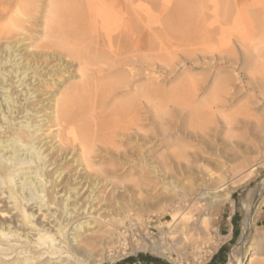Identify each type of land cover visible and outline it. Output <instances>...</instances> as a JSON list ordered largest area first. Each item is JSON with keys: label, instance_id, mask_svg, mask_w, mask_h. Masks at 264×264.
Here are the masks:
<instances>
[{"label": "bare ground", "instance_id": "1", "mask_svg": "<svg viewBox=\"0 0 264 264\" xmlns=\"http://www.w3.org/2000/svg\"><path fill=\"white\" fill-rule=\"evenodd\" d=\"M67 6H74L78 15L83 6L93 31L101 28L107 32L109 47H113L114 31L133 34L128 23H125L126 28H119L120 21L128 19L125 0H0V264H106L126 254L131 245L137 252L147 250L161 256L169 254L171 258L176 255V264H185L183 259L189 254L201 260L207 256L211 243L212 208L222 198H228L225 192L228 181L223 179L215 186L201 183V188L192 196L191 206L196 204L199 208V221L191 209H178L172 213L171 220L158 226L160 232L156 235L150 230V217L149 221L144 220L149 212L143 211L165 202L170 190L177 191L172 176H159L165 191L158 195L150 194V190L145 196L124 193L117 196V204L111 206L103 198L105 181L88 169L95 161L96 142L86 120L87 113L95 111L98 99L100 103L105 99L111 101L115 113H127L128 121L114 123L111 133L115 136L117 130H121L124 139L136 142V155L144 156L142 150L149 142L142 134L138 106L151 86L135 85L133 94L127 97L132 92L135 74L129 70L132 78L119 75L126 70L121 63L138 59L144 61V69L149 74L155 65L156 68L169 67L172 71L174 54L165 58L164 66L156 59L139 60L137 50H142L144 37L138 38L134 49L127 51L122 59H114L118 52L112 58L105 55L98 42L94 46L75 45L68 56L62 54L64 50L60 54H38L31 48H36L34 33H41L43 38L64 34L62 19ZM243 36L259 55L264 36L256 37L257 41L250 32ZM70 54H73L72 59H69ZM250 57L248 54L246 64H250ZM75 63L78 67L71 69ZM114 75H117L115 80H106ZM32 78L34 81L28 82ZM77 78L79 83L70 81ZM226 83L227 79H219L213 95L218 96L225 90ZM35 96L39 97L37 102H30ZM153 108L156 118L163 121L166 112L159 104ZM226 122L231 124L232 119L227 118ZM46 138L49 140L42 143ZM176 158L180 160L185 155L178 154ZM241 158V163L232 167L234 174L249 175L259 167V163L254 160L251 163L247 156ZM248 165L250 167L242 171ZM258 186H264V178ZM246 199H242L240 241L227 264H245V260L252 264L260 254L257 245L261 233L255 225V211ZM130 206L139 210L138 217L132 216ZM103 208L111 215L109 219L102 217ZM98 220L105 225L98 224ZM29 227L31 230L27 231ZM245 247L249 249L247 255L242 254ZM113 250H118V254L113 255L116 252Z\"/></svg>", "mask_w": 264, "mask_h": 264}, {"label": "rangeland", "instance_id": "2", "mask_svg": "<svg viewBox=\"0 0 264 264\" xmlns=\"http://www.w3.org/2000/svg\"><path fill=\"white\" fill-rule=\"evenodd\" d=\"M125 6L128 19L127 22L120 21L119 28H126L125 23H128L132 26L133 34L129 31H114L113 47H109L106 31L101 28L93 31L83 6L80 15L74 6H67L62 19L64 34L43 38L41 33H34L33 40L37 46L34 44L36 48H31L40 55L60 54L64 50L62 54L68 56L75 45L94 46L98 42L100 51L105 55L112 58L118 52L114 59H122L127 51L134 49L136 40L144 37L146 40L141 42L144 45L142 50H137L139 60L156 59V62L164 66L165 58L174 54L175 68L172 71L169 67L156 68L155 65L150 71L152 74H149L144 69V61L138 59L121 63L126 70L119 75L128 76L129 70H132L135 74L133 82L138 79L136 83H131L132 92L127 97L133 94L135 85L151 86V91L138 106L143 137L149 142L147 147L152 145L142 150L145 158L136 155V142L130 143L124 139L121 130H117L115 136L111 133L114 123L128 121L127 113H115L111 101L105 99L100 103L98 99L95 111L87 113L86 121L92 127L91 137L96 142L95 161L88 169L105 181L103 198L111 206H115L117 196L124 193L134 197L145 196L146 191L150 190V194L158 195L165 191L160 177L163 174L172 176L178 186L177 191L170 190L165 202L143 211L149 212V215H144V220L149 221L147 218L150 217V230L156 235L160 232L158 226L171 220L172 213L178 209H191L192 215L199 221V208L196 204L191 207L194 193L204 183L215 186L222 183L223 179L228 181L225 189L228 198H222L212 208L211 243L207 248V256L201 259L204 264H211L212 256L226 240L217 222L226 203L237 202L241 212L240 223L244 215L242 199L248 198L246 200L255 211V220L257 210L264 204V186L257 187V183L264 178V46L257 55L243 40L247 32L255 38L264 36V0H125ZM38 30L40 32L41 28ZM192 52L194 54L189 55ZM248 54L251 56L250 64H246ZM70 56L69 59H72L73 54ZM76 67L78 65L75 63L71 69ZM116 76L106 77V80H115ZM34 78L28 82L34 81ZM129 78L132 76L129 75ZM219 79H227L226 88L219 93L220 96H215L213 90ZM70 81L80 82L78 78ZM38 98L35 96L30 102H37ZM155 104H159L162 111L166 112L163 121L155 116ZM225 117L232 119V123L228 124ZM132 134L135 135L134 132ZM48 140L46 138L42 143ZM252 151V154L249 153ZM108 152L111 156L106 154ZM178 154L185 155V158L177 159ZM242 155L247 156L251 163H259V167L249 175H238L232 171V167L241 163ZM249 165L242 171L249 168ZM257 193L261 198L255 207L253 200ZM125 201L130 204V201ZM130 209L133 217L139 216L138 209L131 206ZM100 211L104 219L111 217L104 208ZM150 211H155V216ZM256 228L261 233V241L257 245L260 254L252 264H264V231L257 225ZM28 230H31L30 227ZM240 237L235 239L228 250L229 255L223 264H227ZM248 251L245 247L242 254L247 255ZM113 252V255L118 254V250ZM129 253L150 254L169 264H176V255L171 258L169 254L161 256L147 250L137 252L132 245L126 251V254ZM119 258L114 257V261L108 260L106 264L117 262ZM201 260L191 254L183 259L185 264H200ZM245 264L251 263L245 260Z\"/></svg>", "mask_w": 264, "mask_h": 264}, {"label": "crops", "instance_id": "3", "mask_svg": "<svg viewBox=\"0 0 264 264\" xmlns=\"http://www.w3.org/2000/svg\"><path fill=\"white\" fill-rule=\"evenodd\" d=\"M241 212L237 206V202L229 201L226 203V206L222 208L221 212L218 215V228L222 236L226 238V240L220 245L219 250H217L211 258V264H223L227 255H229V251L231 246L233 245L236 238H239L242 229L240 223ZM243 219V218H242ZM256 225L264 231V204L260 205L256 214ZM242 222V220H241ZM150 254H144V256L134 255V259L130 262L122 261V262H114L110 264H169L165 262L161 258L150 255L152 257H148Z\"/></svg>", "mask_w": 264, "mask_h": 264}, {"label": "trees", "instance_id": "4", "mask_svg": "<svg viewBox=\"0 0 264 264\" xmlns=\"http://www.w3.org/2000/svg\"><path fill=\"white\" fill-rule=\"evenodd\" d=\"M140 256H144V254H139ZM134 255H131V256H128L127 258H125L124 260H121V261H119V262H122V261H128V262H130L131 260H133L134 259ZM148 257H152V256H150V255H148Z\"/></svg>", "mask_w": 264, "mask_h": 264}, {"label": "built area", "instance_id": "5", "mask_svg": "<svg viewBox=\"0 0 264 264\" xmlns=\"http://www.w3.org/2000/svg\"><path fill=\"white\" fill-rule=\"evenodd\" d=\"M131 255H138V254H131V253L126 254V255L121 256L117 261L124 260L125 258H127L128 256H131Z\"/></svg>", "mask_w": 264, "mask_h": 264}, {"label": "water", "instance_id": "6", "mask_svg": "<svg viewBox=\"0 0 264 264\" xmlns=\"http://www.w3.org/2000/svg\"><path fill=\"white\" fill-rule=\"evenodd\" d=\"M260 197L259 196H257V195H255V198H254V200H253V205L256 207V205L258 204V199H259Z\"/></svg>", "mask_w": 264, "mask_h": 264}]
</instances>
